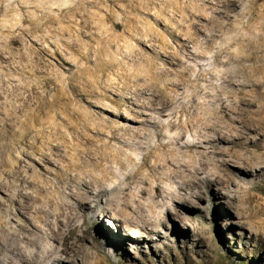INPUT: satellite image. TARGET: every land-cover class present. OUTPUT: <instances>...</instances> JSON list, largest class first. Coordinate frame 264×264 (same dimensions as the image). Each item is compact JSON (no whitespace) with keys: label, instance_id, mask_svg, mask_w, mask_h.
<instances>
[{"label":"rangeland","instance_id":"1","mask_svg":"<svg viewBox=\"0 0 264 264\" xmlns=\"http://www.w3.org/2000/svg\"><path fill=\"white\" fill-rule=\"evenodd\" d=\"M11 38L16 43L10 44ZM182 43L191 51H205L204 57H185L188 51L179 46ZM0 49V104H18L26 97L40 106L38 114L47 132L48 122H62L69 131L85 136V145L93 146L88 154L99 163L91 171L98 177L105 175V184L111 187L137 167L140 175L148 174L155 155L170 151L171 135L186 120L182 107L172 106L154 129L151 151L135 145L131 133L121 127H142L141 121L125 117H145L125 109L137 87L150 89L153 81L158 86L174 82V73L167 69H182L181 57L192 74L185 100L209 82L203 77L210 78V71L241 67L264 79V0H0ZM173 50L176 59L169 54ZM212 82L220 81L213 78ZM243 96L252 103L245 118L258 117L251 136L264 134V84L248 87ZM199 98L203 100V94ZM192 133L190 129L185 140ZM261 143L232 151L264 161V140ZM186 154L195 156L197 151L189 147ZM66 176L69 173L64 174L65 182ZM146 182L150 187L153 179L148 177ZM162 184L171 183L163 179ZM203 188L206 195L194 205L177 210L158 207L164 215L160 235L141 246L121 228L120 233L113 217L105 213L106 196L91 213L92 220L81 218L73 227L84 235L101 232L104 225L119 237L112 244L119 246L120 254L101 249L108 264H264V232L259 234L264 226V176L252 172L245 180L237 177L230 186ZM14 210V224L23 223L27 216ZM97 245L91 240L86 243L90 248ZM63 264L80 263L65 259Z\"/></svg>","mask_w":264,"mask_h":264},{"label":"bare ground","instance_id":"2","mask_svg":"<svg viewBox=\"0 0 264 264\" xmlns=\"http://www.w3.org/2000/svg\"><path fill=\"white\" fill-rule=\"evenodd\" d=\"M16 41L11 38L9 43ZM179 46L188 51L187 58L204 57L205 51L204 54L203 51H191L186 43ZM169 54L176 59V50ZM186 61V58H180L182 69L176 72L167 69L174 73V82L158 86L153 81L150 89L148 86L137 87L132 95L129 94L131 101L125 109L145 117L138 120L136 116L125 115L127 119L141 121L142 127H121L131 133L130 139L135 145L151 151L154 129L168 117L170 107L181 106L186 120H179V130L175 128V134L171 135L170 151L155 155L148 174L140 175L141 168L137 167L111 187L105 184V175L98 177L91 171L99 163L88 154L92 145H85L82 141L85 136L75 130L69 131L62 122H48L47 132L43 127L45 122L38 114L40 106L29 102L26 97L18 104H0V264H63L65 259L80 264H108L101 249L120 254L119 246L112 244L119 237L104 225L101 232L84 235L78 234L75 231L77 227H73L81 218L92 220L91 213L103 197L106 196L108 205L105 213L113 217L119 232L122 233L123 229L127 238L138 241L141 246L144 240L160 235L164 215L158 207L167 210L184 208L204 198L207 191L202 190L203 186H230L237 177L245 180L252 172L264 176V161H260L258 156L232 151L234 147L248 149L249 145H259L264 140V134L251 136L250 130L256 126L258 117L256 120L245 118L252 103L243 96L248 87L264 84V79L249 75L241 67H227L216 74L210 71V78L203 77L209 82L201 85L200 90L195 89L196 94L193 92L192 97L185 100L186 89L189 90L192 80ZM230 62L231 58L223 63ZM213 78L220 82H212ZM200 94H203V100L199 98ZM134 104L140 107L136 109L132 106ZM190 129H193V136L185 140ZM182 140L185 141L183 145L180 144ZM189 147L196 149L195 156L186 154ZM13 150L18 154H13ZM76 150L89 156H79L81 153L78 155ZM65 173H69L67 182ZM148 177L153 179L150 187L146 185ZM163 179L172 186L162 184ZM14 209L27 216L23 223L14 224ZM261 229L259 234L264 232V226ZM90 240L98 244L93 247L95 251L86 246Z\"/></svg>","mask_w":264,"mask_h":264}]
</instances>
